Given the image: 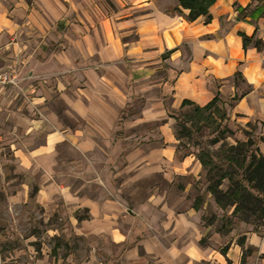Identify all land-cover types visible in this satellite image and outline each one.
Returning <instances> with one entry per match:
<instances>
[{
    "label": "crops",
    "instance_id": "1",
    "mask_svg": "<svg viewBox=\"0 0 264 264\" xmlns=\"http://www.w3.org/2000/svg\"><path fill=\"white\" fill-rule=\"evenodd\" d=\"M110 1L113 7L106 0H0V71L17 73L33 100L22 106L20 89L0 88V140L10 144L18 170L42 169V200L60 195L90 209L91 228L117 243L127 238L124 220L144 228L138 245L150 258L130 248V264H198L210 256L213 264H244L235 244L199 247L210 228L204 201L195 205L207 188L203 165L195 155L180 157L175 134L163 129L184 100L204 107L220 91L236 117L260 124L264 135V47L246 48L242 36L264 45V13L240 16L258 0H217L210 21L188 19L179 0ZM134 93L145 106L124 129L165 120V140L146 154L143 144L127 153L126 139L115 136ZM55 96L64 110L51 105ZM67 149L87 158L76 163L77 191L58 181ZM92 181L94 194L81 193ZM193 236V245L184 243ZM248 246L264 264V237L251 232Z\"/></svg>",
    "mask_w": 264,
    "mask_h": 264
},
{
    "label": "rangeland",
    "instance_id": "2",
    "mask_svg": "<svg viewBox=\"0 0 264 264\" xmlns=\"http://www.w3.org/2000/svg\"><path fill=\"white\" fill-rule=\"evenodd\" d=\"M109 5L113 7L112 2L106 0V6ZM14 87L22 92V106L32 103V98L21 89L19 78L18 84ZM144 101L142 97L136 98L134 93L127 108L121 114V120L118 121L115 136L117 139L120 137L126 139L123 143H126L124 150L127 153L135 152L137 146L143 144L140 150L146 154L150 148L159 145L166 138V135L164 137L160 135L159 129L161 122L165 123V120L132 125L128 130L123 128L125 120H131L141 112L145 106ZM232 103L221 99L218 102L220 110L212 108L195 115L194 119L185 115L187 111L193 114L192 106L189 105L184 109L175 108L170 113L178 116L181 123L178 124V120L175 119L173 126L164 127L163 133L175 134L176 149L180 157L191 155L197 157L199 151L206 146L214 150L220 148L222 140L212 144L215 138L224 137L226 142L234 144L236 140H246L247 133L252 129L257 133L262 132L263 127L260 125L256 127L248 125L237 118L232 110ZM51 105L58 110H64V105L57 96L52 100ZM184 126L187 131L182 130ZM226 126L233 134L226 133L225 136H220V132ZM4 141L0 140V264H130L133 260H129L128 250L138 247L140 253L145 256L143 261L150 258L143 246L138 245L140 237L137 234L144 228L131 226L126 220L122 221L124 227H121L120 231L127 238L122 243H117L110 236L109 231L91 228L87 222L92 220L90 209L69 203L60 195H54L53 199L47 201L42 200L38 196V183L43 176L42 169L18 170L17 159L10 144H3ZM67 150V153L61 151L62 159L57 164L60 173L58 181L63 184L68 182L71 188L77 191L83 183L75 176L78 170L76 163L77 160L87 162V158L71 149ZM204 172L206 177V171ZM206 183L208 184L207 180ZM227 187L228 181H225L223 188ZM96 189L98 187L92 181L81 189V193L94 194L92 191ZM209 194L207 189L201 194L205 205L203 217L205 226L209 225L210 228L204 240L198 243L199 247L205 249L209 245L223 251L235 244L244 264H261L257 250L248 246V237L251 232H255L254 225L233 217L231 215L233 208H220L213 195L209 196ZM258 233L264 237V227ZM195 237L188 238L184 243L193 245ZM242 239L245 241L243 245L240 244ZM143 261L133 264H147ZM212 262L213 256H210L197 263L213 264Z\"/></svg>",
    "mask_w": 264,
    "mask_h": 264
},
{
    "label": "trees",
    "instance_id": "3",
    "mask_svg": "<svg viewBox=\"0 0 264 264\" xmlns=\"http://www.w3.org/2000/svg\"><path fill=\"white\" fill-rule=\"evenodd\" d=\"M216 1L179 0V3L183 8L190 9L186 15L188 19L197 20V18L205 16L206 20L210 21L212 19L211 8L215 6ZM258 2V5L253 9L251 7L242 9L240 16L251 15L258 18V15L264 13V5L261 6L264 0H258ZM242 36L246 48L250 44H254L260 49L264 47L260 38L255 39L246 33ZM235 75L237 79L242 77L239 71ZM239 98L240 96L236 95L233 100ZM220 100V91H218L216 97L204 107L197 105L192 100H184L180 108L192 106L193 114L187 111L185 115L194 119L195 115L202 114V112L212 108L220 110L218 104ZM170 115L178 120V124L181 123L178 116L172 115V113ZM247 124L255 127L260 125L258 123L253 124L252 121H248ZM182 130L187 131V128L184 126ZM253 132V129L250 130L246 140H236L234 144L226 142L224 137L215 138L212 144H217L222 140L220 148L214 150L206 146L199 151L197 158L206 171L208 181L206 189L213 195L216 204L223 209L233 208L231 215L246 223H252L254 231L258 233L264 227V153L259 146V144L264 143V135ZM220 133V136H225L226 133L233 134L228 126L223 128ZM225 181H228L226 189L223 188ZM201 201L202 198L199 197L195 205L198 206ZM244 243L245 241L242 239L240 244L243 245Z\"/></svg>",
    "mask_w": 264,
    "mask_h": 264
},
{
    "label": "built area",
    "instance_id": "4",
    "mask_svg": "<svg viewBox=\"0 0 264 264\" xmlns=\"http://www.w3.org/2000/svg\"><path fill=\"white\" fill-rule=\"evenodd\" d=\"M0 60H1V54H0ZM18 84V74L7 71V70H1L0 71V88L7 86V85H12L15 86Z\"/></svg>",
    "mask_w": 264,
    "mask_h": 264
}]
</instances>
